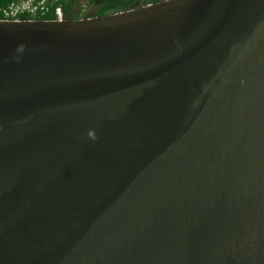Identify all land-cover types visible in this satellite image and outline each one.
Instances as JSON below:
<instances>
[{"label":"water","instance_id":"obj_1","mask_svg":"<svg viewBox=\"0 0 264 264\" xmlns=\"http://www.w3.org/2000/svg\"><path fill=\"white\" fill-rule=\"evenodd\" d=\"M0 264H264V0L0 19Z\"/></svg>","mask_w":264,"mask_h":264},{"label":"trees","instance_id":"obj_2","mask_svg":"<svg viewBox=\"0 0 264 264\" xmlns=\"http://www.w3.org/2000/svg\"><path fill=\"white\" fill-rule=\"evenodd\" d=\"M26 0H0V19H57L56 9L61 8L63 19H80L86 18L83 8L91 7L94 16H103L116 12L129 10L135 7L144 6L159 0H86L85 3L75 9L79 0H29L30 7L20 9L15 15L8 13L13 11L15 6L20 5Z\"/></svg>","mask_w":264,"mask_h":264},{"label":"rangeland","instance_id":"obj_3","mask_svg":"<svg viewBox=\"0 0 264 264\" xmlns=\"http://www.w3.org/2000/svg\"><path fill=\"white\" fill-rule=\"evenodd\" d=\"M85 1L86 0H79V3H78V5H76L74 8L75 9H78L79 7H81L84 3H85ZM28 7H30V5H29V0H26V1H23L20 5H18V6H15L14 8H13V13H8L9 15H15V13H16V11L18 10H20V9H24V8H28ZM92 8L90 7H84L83 8V11H84V13H86L85 15H83V14H80V16H87V17H89V16H94L93 14H94V11L93 10H91ZM61 15H62V17H63V14H62V10H61ZM64 20H66V19H64Z\"/></svg>","mask_w":264,"mask_h":264},{"label":"built area","instance_id":"obj_4","mask_svg":"<svg viewBox=\"0 0 264 264\" xmlns=\"http://www.w3.org/2000/svg\"><path fill=\"white\" fill-rule=\"evenodd\" d=\"M18 11V10H17ZM17 11H16V13H17ZM9 13H13V11H11V12H9ZM15 13V14H16ZM56 15H57V20H62L63 19V17H62V15H61V8H57L56 9Z\"/></svg>","mask_w":264,"mask_h":264}]
</instances>
